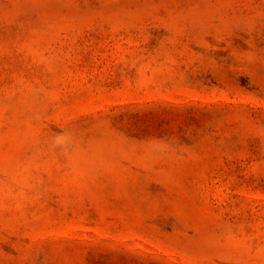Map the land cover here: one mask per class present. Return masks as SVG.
I'll list each match as a JSON object with an SVG mask.
<instances>
[{
    "label": "rangeland",
    "instance_id": "374dc122",
    "mask_svg": "<svg viewBox=\"0 0 264 264\" xmlns=\"http://www.w3.org/2000/svg\"><path fill=\"white\" fill-rule=\"evenodd\" d=\"M0 264H264V0H0Z\"/></svg>",
    "mask_w": 264,
    "mask_h": 264
}]
</instances>
